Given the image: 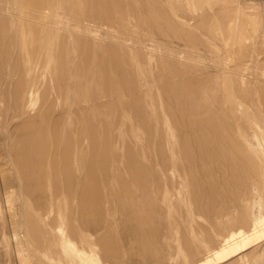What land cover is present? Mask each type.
I'll list each match as a JSON object with an SVG mask.
<instances>
[{
  "label": "rangeland",
  "instance_id": "rangeland-1",
  "mask_svg": "<svg viewBox=\"0 0 264 264\" xmlns=\"http://www.w3.org/2000/svg\"><path fill=\"white\" fill-rule=\"evenodd\" d=\"M34 17H37V19ZM12 20L14 22L17 21V25L13 29L8 26ZM39 20H41V22ZM23 21H25V24ZM30 22H33L32 24L34 26L36 25L35 30L37 33L38 31L45 29L49 34V40L52 43V53L55 59V62L51 64L50 67L46 64V56L44 53L41 54V58L39 55L37 59L36 56L32 54V52L34 53L36 46L34 45V47L31 42H29L26 47V52L31 53L33 64L26 65L25 59L28 57L27 53L25 55L21 54L20 49L14 44L18 32L27 34V28L31 26ZM23 25H25V29L22 28ZM245 31H247V33ZM27 35L31 39V36H29L30 34ZM16 48L17 50H15ZM202 58L203 60H201ZM38 59L40 61L39 64ZM194 60L195 63L197 62V65L195 63L193 64ZM31 67H35L33 68L36 70L33 72V74L36 72L35 78L33 77L34 75L32 76V72H29V68ZM238 68L241 69V73L243 72L242 75H244V77H242L245 80L250 77L247 81H250L251 86L256 87L254 89H257L258 91L257 96L260 98L259 105L264 111V0H0V90H3L4 88L6 89V96L1 98L2 103H0V126L3 128L7 121L10 122L7 130H15L16 132L20 129L24 130L27 116L41 109L43 105L42 100L44 101L45 99L50 98L53 107L52 117L44 120V123H42V120L41 122L39 121L41 124H38L36 127L26 129V133L31 132L30 135L39 132L40 135L46 137L43 142L49 143L46 145V151H44L47 154V157L50 155H53L54 157L55 153L59 154L60 150L62 153L64 151V146H66L65 140L68 139V157L64 163H66V169L68 171L74 172L75 157L81 159L83 154H85L91 159L92 157L94 158L96 155L107 151V147H113V149L118 147L119 153H122L125 156V160L130 161L132 165L130 166V172L141 175L142 173L140 174L139 172L141 171L144 175L145 173L147 174V177L145 176L147 179L150 178V180L148 179L150 183H148L146 189L151 192L148 193L152 195L158 208L162 209V216L159 220L162 229L161 238L163 240L165 239V241H163V243L162 240L155 241L154 239H151L152 242L150 241L152 249L154 251L156 250L153 252H159L157 255L155 254L157 260L155 261V258L153 259L154 264L155 262L158 264V260L159 264H169L170 261V264H192V262L193 264H199L203 260V256L204 261L202 264H212L217 254L223 255L230 248L231 243L234 240L243 237L241 234H234L223 242V245L219 250L215 247L220 246V239H222L221 230L215 228L216 226L212 220L214 219V214L220 207L219 204L221 202L218 201L224 199L233 212L234 209H237V213H240L245 206H251L253 202V192H255L252 188L255 187L257 190L256 192H258L264 202V146L257 149L258 152L255 153L249 148V145L238 133V127L242 126V128L245 127L247 129L248 127H252V122L248 121L251 119L254 120L256 110L253 112L254 110L252 111V108H250L251 112L255 114H252L253 116L251 115L249 118L246 117L242 111L237 112L230 109L231 106L229 103H224L223 100H220L226 98L224 84L221 85L219 89L220 99L214 101L215 103L209 100L208 104L201 99L199 94L196 95V90H193L195 88L197 91L201 90L202 87L199 88V86L202 84L205 85V83L207 84V81L212 77L214 78L216 73L219 74L221 72V75H226L223 76L226 79L229 77L227 73H234ZM219 70L220 72H218ZM71 71L76 74L75 84L76 86L80 85L83 89V94L78 91V99L74 101L75 104L72 106L73 126L74 129L77 130V133H75L74 130L73 132L71 130L69 132L67 129L68 132L63 133L64 135L62 136L60 129L65 124L67 116L65 111L68 110L67 90L70 82L69 74ZM10 72H12L13 75H10ZM80 73L81 79H78L77 74L80 75ZM257 73L259 74L258 76ZM128 75L131 78H129ZM29 76L31 77L30 80L32 82L35 80L33 85L35 89L39 91L38 102L34 105L30 102L27 105L24 115L15 118H13L15 115H11L8 118L7 109L9 106H12L15 95L21 91L23 86L22 83L29 79ZM245 76L249 77L246 78ZM225 79L224 81H226ZM4 81H6V86L3 85ZM51 83L54 85L53 90H51ZM175 85L176 89L173 88ZM171 86H173V90ZM259 87L260 90H258ZM87 92L91 97L89 103H85V93ZM184 92L189 94V96ZM171 94H174L175 98L177 95L176 99L178 101ZM10 97H12V99ZM183 100L184 103H182ZM243 100L245 108L248 109V100ZM175 102L177 103L175 104ZM198 102H200L201 106ZM134 104V108L131 107V105ZM183 104L190 105H186V111ZM205 104H207L208 109H206ZM195 105L197 106V109L195 108ZM45 106L47 107V105ZM203 106L204 109L202 108ZM142 109H144L145 112L142 111ZM179 110L185 114H180ZM198 110L200 111V114L197 113ZM202 114H204V119L200 116ZM131 116L134 118L132 119ZM188 116L191 117L192 120L195 119V121L191 122L192 120H189V122L188 119L190 118ZM199 116L200 119L198 120ZM84 118L87 122L88 129L86 132L87 141L84 145V150L82 151L81 136L83 134L80 133H82L81 128ZM15 119L17 121H15ZM145 119H148L146 124L144 121ZM197 120L200 121L201 124L198 125L199 122L197 123ZM112 121L114 122L112 123ZM204 122L206 125H204ZM206 122H208V125ZM111 123L113 125L112 127ZM193 123L195 130H193ZM133 124H135V126ZM137 124L141 127V130ZM219 124L222 125V127H220ZM130 126H132L133 129ZM147 126L149 127V130L146 129ZM188 126L190 130L188 129ZM206 126L209 127L207 128ZM211 126H215L216 129L212 128L210 131L209 128H211ZM197 127H199L200 130H198ZM203 128H205L211 136H208L207 132L205 133L206 130ZM117 129H119V132L115 135ZM194 131L197 134H193ZM224 131L225 133H223ZM118 134L119 136L126 135V140L123 138L120 140ZM192 135H195L194 138ZM24 136L25 134L21 136L22 140L26 138V136ZM147 136L151 139L148 138V140ZM94 137L95 139H98L95 145L92 140ZM208 137H211L212 140L218 139V142L215 141V143H212L210 141L211 138ZM19 138L20 137H18V139ZM53 138L54 141L51 142ZM197 138L199 142L197 141ZM18 139H16V141H18ZM32 139H30L31 141H22V147L20 145L22 151L25 150V152L33 154L36 151L33 150L34 146L39 150V141ZM193 139L194 141L192 142ZM63 140L65 142H63ZM117 140L119 143L118 145H116ZM206 140H209L208 143ZM200 144H202V147ZM203 146L205 147L203 148ZM150 148H152V150ZM206 148L208 150L205 153L203 151H205ZM215 148L222 151L221 156L217 155L218 151ZM240 148L242 149V152H239ZM154 149H157L158 152ZM186 149L191 151L194 150L191 152ZM166 152L168 156L165 158L168 159V157H170L169 159L171 162L169 159H166V161L162 159ZM235 152L237 154H235ZM229 153L232 154L229 156ZM129 155H131L130 159ZM233 155L235 157H233ZM181 157L183 158V161ZM185 158L189 161L187 162ZM202 159L205 164L202 162ZM215 159H217V161H214ZM49 160L47 161V164L48 162L56 164L57 162H63V157L60 156ZM161 160L164 162L162 161V163ZM206 160L210 162H207ZM158 162H160V164ZM168 162H170V164ZM189 162L190 164H193L191 165L196 168V170L198 169V172L194 168H190L192 166L188 165ZM216 162L219 163L217 164ZM137 164L141 167L139 168ZM162 164L164 165V169H162ZM219 164L221 165V168ZM234 164L243 165V167L246 168L261 167L262 170L257 172L251 171L252 185H250L247 181L248 179L243 177L244 175H239V177L235 176L232 170ZM203 165H209V167L207 168ZM176 166H178L177 168H179L178 170L180 171L177 170ZM199 167L201 169H199ZM222 167L224 170H221ZM143 168H147V171H144L145 169L143 170ZM213 169L216 170L214 171ZM43 170H45L44 173H47L45 167ZM193 170L194 172L196 171V175ZM181 171H183V174H181ZM190 171L192 175L189 174ZM210 171H212V173ZM130 172L128 170V173L124 176L126 180L129 179ZM147 172L151 174V177H148L150 174ZM204 172H207V175ZM226 172L228 175H231L228 177ZM224 175L225 178H223ZM77 176L79 177L81 175L77 174ZM193 178H196L194 181L197 185L194 183ZM214 178L219 179V183ZM46 179L47 178L44 177L42 178L44 183L39 190L40 197L38 198H43V200H41L42 203L48 201V196L53 192L52 187H47ZM205 181L207 183H205ZM211 181L214 183H211ZM232 183L234 186H232ZM1 184L9 191L15 189L14 184L4 179ZM181 185L183 190L181 189ZM196 186L199 188L198 191H196ZM149 188L152 190H149ZM194 188H196V190ZM114 189L116 190V187L112 186V190ZM215 189L217 192L219 191L218 193L221 194L222 197H216L217 194L213 196L214 194H212V190ZM115 190L113 192L115 193L113 197L114 199H112L113 202L117 200ZM195 194H197V196H195ZM209 194H211L210 198L208 196ZM240 195H244L245 198L243 197L244 200L238 202L237 196L239 197ZM173 198L178 202L172 200ZM206 198L208 204L206 203ZM200 199V203L202 204L199 203ZM170 201H172V206L174 205L177 211L171 209L172 206ZM194 201L197 204H195ZM186 202H188V204ZM44 205L45 204L42 206ZM106 208L110 209L112 208V205H106ZM209 210L211 212H209ZM184 214L188 216H185ZM206 214L208 215V218ZM122 215H113V217H111V219L114 220L117 217L118 220H116V222L118 224L116 227L120 225V227L128 226L126 223V220L128 219L127 216L125 214ZM182 215L185 216L184 219ZM166 217H169L168 220L171 221H168ZM90 218H95V216H91ZM120 220H122V222ZM185 220L187 222L189 221L188 224ZM172 221L174 224H172ZM194 222L196 224H194ZM165 225H168L167 230L169 232L164 230ZM199 225H203V228H205L202 229ZM188 226L190 227L188 228ZM209 233L211 234L207 237ZM169 234H171V236ZM185 234L187 235L184 236ZM172 237L174 238L172 239ZM185 237L187 238L185 239ZM93 238L96 239L94 236ZM198 238H200V240ZM208 238L210 239V242ZM166 239H169L168 241L170 244ZM171 239L173 242L170 241ZM127 241H125L126 244L124 242H121L120 244L121 252L117 255V264H128L126 255L130 244H127ZM188 241H190V243ZM156 242L161 245H157ZM182 242L185 243L183 244ZM186 242L189 244L188 248L190 245L192 247H199L197 248V255H193L191 250L188 252L191 247L188 249ZM168 244L171 246H168ZM153 246H156V249ZM160 246H162V248H160ZM22 247L24 249H30L29 243L27 242H24ZM201 249L205 250L203 251ZM248 252L249 251L246 253ZM190 255H193L194 257H190ZM198 256H200V258ZM195 257L201 259L200 262L197 261V258ZM192 258H195L196 261L195 259V262L192 261ZM51 260L52 259H47V263ZM235 261L232 259L222 264H232Z\"/></svg>",
  "mask_w": 264,
  "mask_h": 264
},
{
  "label": "bare ground",
  "instance_id": "bare-ground-1",
  "mask_svg": "<svg viewBox=\"0 0 264 264\" xmlns=\"http://www.w3.org/2000/svg\"><path fill=\"white\" fill-rule=\"evenodd\" d=\"M34 18L37 19V17H34ZM16 20H18V19H16ZM240 20H241V18H240ZM39 21L41 22V20H39ZM16 22H14L12 20V22L10 21L8 26L13 29L17 25ZM23 22L25 24V21H23ZM26 23H27V21H26ZM32 23L30 22L31 26H29L27 28V34H30L29 36H31V39L28 37L27 34H22V32H18L16 34V37L14 36L16 39V41H14V44L16 45V47H18L20 49L21 54L25 55L27 53L28 57H26L27 59H25L26 65H29V64L32 65L33 64L31 53L26 52L27 51L26 47L28 46L29 42H31V44L33 46L34 45L36 46V49H35L34 53L32 52V54L34 56H36V59H37V57L39 55L41 58V54L44 53L46 56V64L48 67H50L51 64H53L55 62V59H54L53 53H52V47H51L52 43L49 40V34H48V32H46L45 29L38 31V33H37L35 30L36 25L34 26ZM38 24H40V23H38ZM41 24H43V23H41ZM43 27H44V25H43ZM255 27H256V25H255ZM22 28L25 29V25H23ZM47 29H48V27H47ZM245 32L247 33V31H245ZM35 35H36V37H35ZM244 39H245V37H244ZM241 45H242V43H241ZM15 50H17V48ZM39 59H38V61H39ZM201 60H203V58ZM36 61H35V63H36ZM127 61H129V60H127ZM198 61H200V60H198ZM39 63H40V61L38 62V64ZM194 63H195V60L193 61V64ZM195 64L197 65V62ZM220 66H221V64H220ZM194 67H196V66H194ZM33 68H35V67L29 68V72H32V76L34 75L33 77L35 78L36 72L34 74H33V72L36 70H34ZM217 68H219V67H217ZM217 68H216V70H217ZM9 69H10V67H9ZM222 69H223V66H222ZM56 70H57V68H56ZM220 70L218 72H220ZM242 73H241V69L238 68L234 73H232V72L227 73L229 77H227L226 79L223 77L226 75H221V72L219 74L216 73L214 78L212 77L211 79H209V81L206 80L207 84L205 83V85L202 84L201 86H199V88L202 87L201 90L197 91L196 88L193 89L194 86L192 89L196 90V92H195V93H197L196 95L199 94L201 99H203V101H206L208 103L209 100L214 102V101H217V99H220L219 89H220V86L224 84L225 85L224 89H225L226 98H224V99L222 98L220 100H223L224 103H226V102L229 103V105L232 107V108L230 107V109H233L237 112L242 111V113L246 117H249V118L252 114H255L253 112H255V110H256V115L254 117V120L251 119L248 121V122H252V127H248V129L245 127L242 128V126L238 127V133L241 137H243L244 141L249 145V148L252 151H254L255 153H257L258 152L257 149L264 146V111L262 110L261 106L259 105L260 98L257 96L258 91H257V89H254L256 87L251 86L250 81H247L250 79V77L247 76V77H249V79H248L245 76L247 78L245 80L243 78L244 75H242ZM10 75H13L12 72H10ZM30 75H31V73H30ZM258 75L259 74L257 73V76ZM77 77H78V79H81V73H80V75L77 74ZM128 77H129V75H128ZM30 78L31 77L29 76V79L25 80V82L22 83L23 86L21 88V91L15 95V99L13 100L12 106H9V108L7 109V117L8 118L11 115H15V116H13V118L24 115L26 112L27 105L30 102L33 105L38 102L39 91L36 90L34 85H33L35 80L32 82L30 80ZM129 78H131V77H129ZM52 79H53V77H52ZM75 79H76V74L73 71H71L69 74V81L70 82H69L68 90H67L68 110L65 111L67 116H66L65 124L60 129L62 136L64 135L63 133L68 132L67 129L69 130V132H70V130L72 132L74 130L75 133H77V130L74 129V126H73L72 106L75 104L74 101H76L78 99V91H80V93H82L83 89L80 87V85L76 86ZM224 79L226 81H224ZM253 83H254V80H253ZM3 85L6 86V81H4ZM51 85H52V83H51ZM197 85H199V84H197ZM172 87L173 86H171V88ZM173 88L176 89V85ZM173 88H172V90H173ZM4 89L0 90V103H2L1 98L3 96H6V89L5 90ZM53 89H54V85L51 86V90H53ZM181 89H183V88H181ZM258 90H260V87ZM181 91H183V90H181ZM185 94H187V93H185ZM171 95L174 96V94H171ZM187 95L189 96V94H187ZM178 97H179V95H178ZM10 98L12 99V97H10ZM174 98H175V96H174ZM176 98H177V95H176ZM191 99H189V100H191ZM243 99L248 100V102H249L248 109L245 108ZM90 100H91V97L88 95V92L85 93V103H89ZM184 100L182 101V103H184ZM42 102H43V105H42L40 110H37L36 112L31 113L27 116V118H26L27 121L25 123V127H24L25 129L24 130L20 129L17 132L15 130L14 131L7 130L9 123H10L7 121L5 122L3 128L0 126V264H108V263L117 264L118 263L117 262V260H118L117 255L120 254V252H121L120 251L121 250L120 244H121V242L125 243V241H127V240L129 241V242L127 241V244L128 243L130 244L129 250H128L127 255H126V260H127L128 264H150V263L152 264V261L154 258H155V261L157 260L155 254L157 255V253H159V252L157 251L156 253H154L156 250L154 251L151 247L152 245H150L151 239H154L155 241L156 240H158V241L162 240V243H163V241H165V239L163 240L161 238V230L162 229H161L160 220H159L160 217L162 216V209L158 208L154 198L150 194L151 192L147 191V189H146L147 188L146 186H148V183H150L148 181V179L150 180V178L147 179L146 178L147 174L145 173V175H144L143 172H141V171H139L140 174L142 173L144 176L142 174L137 175L138 173L135 174L134 172H130V166H132V165H131L130 161L125 160V156L122 153H119L117 146H116L117 147L116 149H113V147L112 148L109 147L110 148L109 149L107 147V151H104V152L100 153L99 155H96V157H94V158L92 157L91 159L88 158V156L85 154H83V157H81V159L75 157L74 172L68 171L66 169V163H64L66 158L68 157V147H69V145L67 144L68 139L65 140L66 146H64V151L62 153L60 150L59 154L55 153L54 157H53V155H50L49 157H47V154L44 151H46V149H47L46 145H48L49 143L43 142V140H45L46 137L43 135H40L39 132L38 133L35 132L34 134H31V135H30L31 132L26 133L27 128L31 129L32 127H36V126H38V124H41V123H39V121L41 122V120H42V123H44L45 122L44 120H47L48 118L52 117V114H53L52 101L50 100V98H48V99H45L44 101L42 100ZM176 103L177 102H175V104ZM187 103H188V101H187ZM180 104H181V102H180ZM198 104L200 105V102H198ZM45 105H47V107ZM142 105H143V103H142ZM186 105H188V104H186ZM186 105H184V109L186 108ZM134 106H135V104L131 105V107H133V108H134ZM188 106H190V105H188ZM188 106H187V108H188ZM31 107H34V106H31ZM145 107H146V105H145ZM205 107H206V109H208L207 104H205ZM195 108L197 109L196 105H195ZM202 108L204 109V106ZM250 108H252V111L253 110L254 111L251 112ZM180 109H181V106H180ZM142 111H144V109H142ZM185 111H186V109H185ZM65 112H63V113H65ZM201 112H202V110H201ZM189 113H188V115H189ZM197 113L200 114V111L198 110ZM180 114H183V113L180 111ZM190 115H191V113H190ZM196 115H198V114H196ZM200 116H202L204 119V114H202ZM200 116H199L198 120L200 119ZM2 117H1V119H2ZM131 118L133 119L134 117L131 116ZM144 118H146V117H144ZM189 118L190 119H188V121L192 120L191 117H189ZM110 120H111V118H110ZM147 120L146 119L144 120L145 124H146ZM198 120H197V123L199 122L198 123V125H199L201 123ZM15 121H17V120L15 119ZM194 121H195V119L192 120L191 122H194ZM216 121H218V120H216ZM113 122L114 121H112V123ZM240 122H241V120H240ZM112 123H111V127L113 126ZM206 123L208 125V122H206ZM141 124H142V122H141ZM143 124H144V122H143ZM133 125L135 126V124H133ZM161 125H163V124H161ZM198 125H196V126H198ZM204 125H206L205 122H204ZM222 125H223V123H222ZM222 125H220V127H222ZM191 126H192V123H191ZM130 127H132V126H130ZM193 127H194V123H193ZM199 127H197L198 130H200ZM206 127L208 128L209 126H206ZM140 128L141 127L139 126V129ZM160 128H159V131H160ZM175 128H177V127H175ZM212 128L216 129L215 126H211V128H209L210 131ZM218 128H219V126H218ZM87 129H88V125H87V122L84 118L82 128H81L82 133H80V134H83L81 136L82 137L81 138L82 139L81 140L82 141V151L84 150L83 148H84V145L87 141V139H86L87 138V135H86ZM132 129H133V127H132ZM146 129L149 130V127L147 126ZM188 129H189V126H188ZM203 129H205V128H203ZM117 130L115 132V135H116V133L119 132V129H117ZM123 130H124V128H123ZM193 130H195V127L193 128ZM198 130H197V132H198ZM78 131L80 132L79 129H78ZM206 132H207V130L205 131V133ZM145 133H146V131H145ZM194 133H196V132L194 131L193 134ZM223 133H225V131ZM24 134H25L26 138H24V140H22L21 136H23ZM207 135L209 136L210 134H208V132H207ZM218 135H219V132H218ZM118 136H119V134H118ZM194 136L192 135L193 138H194ZM198 136H199V132H198ZM212 136H213V134H212ZM18 137H20V138L18 139ZM32 138L35 139L36 141H39V143H38L39 144V150H37L36 146H34L33 150H36L37 152L35 151V153H33V154H29V152H25V150L22 151V149L20 148V145L24 141H29ZM119 138H120V140H121V138L126 140L127 137H126V135L125 136L122 135V136H119ZM148 138L151 139L149 136H147V139ZM208 138H211V137H208ZM220 138H223V137H220ZM16 139H18V141H16ZM92 140H93L94 145H95L97 143L98 139H95V137H94ZM190 140H191V138H190ZM221 140H223V139H221ZM52 141H54V138L51 140V142ZM65 141L63 140V142H65ZM193 141H194V139L192 140V142ZM197 141H198V138H197ZM208 141H207V143H208ZM210 141L212 143H215V141L218 142V139L212 140V138H211ZM114 142H115V140H114ZM223 142H221V143H223ZM29 143H31V142H29ZM200 143H201V141H200ZM203 143H205V142H203ZM207 143H205V144H207ZM118 144L119 143L117 140L116 145H118ZM188 144H190V143H188ZM202 144H200L201 147H202ZM22 145H21V147H22ZM185 145H186V142H185ZM235 145H237V144H235ZM188 146H190V145H188ZM208 146H209V144H208ZM219 146H220V144H219ZM195 147H194V149H195ZM198 147H199V145H198ZM204 147L205 146H203V148ZM243 148H244V146H243ZM150 149L152 150V148H150ZM162 150H163V148H162ZM186 150H188V149H186ZM193 150L192 151L188 150V151L193 152ZM207 150L208 149L206 148V150L203 152L206 153ZM216 150L218 151V152L216 151L217 155L221 156L222 151L218 150V148ZM241 150L242 149L240 148L239 152H242ZM161 151H160V153H161ZM136 152H137V150H136ZM157 152H158V150H157ZM23 153H24V155H23ZM209 153H210V151H209ZM161 154H160V157H161ZM165 154H167V152ZM165 154L163 155L164 158L166 156H168V154L167 155H165ZM189 154H191V153H189ZM231 154L229 153L228 155L230 156ZM235 154H237V153L235 152ZM60 156L63 157V162L62 161L60 163L57 162L56 164H53V163L51 164V162L50 163L48 162V164H47V161L49 159H54V158L60 157ZM157 156H158V153H157ZM181 156H182V154H181ZM130 157H131V155H129V159H130ZM202 157H203V154H202ZM233 157H235V156L233 155ZM164 158H162V159L166 161L167 158H165V159ZM169 158L170 157H168V159ZM188 158H190V157H188ZM196 158H195V160H196ZM231 158H229V159H231ZM181 159L183 161L182 157H181ZM203 159H202V162L204 161ZM226 159H227V157H226ZM142 160H144V159H142ZM163 160H161V162ZM210 160H211V158H210ZM223 160H224V158H223ZM223 160H222V162H223ZM169 161H170V159H169ZM188 161L189 160H187V162ZM214 161H217V159H215ZM235 161H236V159H235ZM139 162H138V164H139ZM170 162H168V163L170 164ZM207 162H210V161H207ZM245 162H246V160H245ZM158 163L160 164V162H158ZM138 164H137V166L140 168L141 166H139V165L141 164V162L139 165ZM191 164L189 162L188 165H191ZM237 164H234L232 167V170H233V173L235 174V176L239 177V175H244L243 177H246L245 179H248L247 181L250 183V185H252L251 184L252 183V172L253 171L254 172L260 171V170H262V168L261 167L246 168V167H243V165L241 166V165H237ZM198 166H199V164H198ZM200 166H201V164H200ZM203 166H205V165H203ZM44 167L46 168L47 173H44V171H45V170H43ZM177 167L178 166H176V168ZM188 167H190V166H188ZM205 167L208 168L209 165H206ZM169 168H170V166H169ZM190 168H194V167L192 166ZM216 168H217V166H216ZM220 168H221V165H220ZM144 169L145 168H143V170ZM146 169L144 171H147ZM162 169H164V165H163ZM178 169L179 168H177V170ZM194 169L196 170V168H194ZM199 169H201V168L199 167ZM128 170L130 172L129 173V179L126 180L124 178V176H125V174L128 173ZM217 170H219V169H217ZM221 170H224L223 167ZM178 171H180V170H178ZM205 171H206V169H205ZM135 172H136V170H135ZM181 172H182L181 174H183V171H181ZM193 172H194V170H193ZM210 172L212 173V171H210ZM220 172H218V173H220ZM85 173H86V175H85ZM77 174H80L81 176L78 177ZM148 174H150V173H148ZM189 174H191V171ZM189 174H187V175H189ZM205 174L207 175V172ZM195 175H196V173H195ZM227 175H228V173H227ZM230 175L231 174H229L228 177ZM43 177L47 178L46 179L47 187L48 188L52 187V191H53L50 193V195L47 198L48 201H46L45 203L41 202V200H43V198H41V199L38 198V197H40L39 196L40 187L44 183L42 180ZM148 177H151V174ZM223 178H225V175ZM3 179L14 184L15 189H13L12 191H9L6 187H4L1 184ZM194 179H196V178H193V181H194ZM214 179H216V178H214ZM220 179H221V177H220ZM208 180H210V179H208ZM216 180L219 183V179H216ZM212 181H211V183H214ZM236 181H237V179H236ZM222 182H221V184H222ZM194 183L196 184L195 181H194ZM205 183H207V182L205 181ZM154 184H155V182H154ZM112 186L116 187V190L115 189L114 190L116 191L117 200L114 202L112 201V199H114L113 197H114L115 193H113L114 190H112ZM209 186H211V185H209ZM232 186H234L233 183H232ZM162 187H163V185H162ZM197 187L198 186H196V188ZM196 188H194V189L196 190ZM150 189L151 188H149V190ZM156 189H157V185H156ZM181 189H182V185H181ZM198 189L199 188H197L196 191H198ZM252 189H253V191L255 190V192H253L254 194L252 196L253 202H252L250 207L245 206L240 213H237V211H236L237 209H234V212H233L231 210V208L228 206V203L224 199L221 198L222 200L218 201V202H221L219 204L220 207L218 206L219 208L216 211V213L214 214V217H213L214 219H212V220L216 226L215 228L216 229L219 228L221 230V232H222L221 238L222 239H220L221 240L220 246H218V247L215 245L214 246L219 250L220 247H222L223 242L225 240L229 239L234 234H241L243 237L234 240L231 243L230 248L223 255L217 254V256L215 257V260L212 264H222V263L228 262L232 259H234V261L236 260L232 264H264V243H263V241H264V202H263L262 197L258 194V192H256L257 191L256 188L253 187ZM205 190H203V191H205ZM220 190H221V188H220ZM259 190H260V188H259ZM178 191H179V189H178ZM222 191H223V189H222ZM148 192H150V193H148ZM208 192H209V190H208ZM212 192H213L212 194H214L213 196H215L217 194L216 197L217 196H219V198L222 197V195L219 194L218 193L219 191L217 192L216 189L212 190ZM197 193H199V192H197ZM233 193H234V191H233ZM239 193H240V190H239ZM243 193H244V191H243ZM202 194H204V193H202ZM230 194H231V192H230ZM210 195L211 194L208 195L209 198H210ZM195 196H197V194H195ZM177 197H179V196H177ZM243 197H244V195L243 196L240 195L239 197L237 196V201L238 202L243 201L245 198V197L244 198ZM172 200H175V199L173 198ZM207 201L208 200L206 198V203H207ZM170 202H171V206H172V201H170ZM175 202H178V201L175 200ZM200 202H201V199H200L199 203ZM186 203L188 204V202H186ZM204 203H205V201H204ZM43 204H45V205L42 206ZM195 204H197V203L195 202ZM200 204H202V203H200ZM200 204H198V205H200ZM106 205L107 206L112 205V208L107 209ZM169 205H170V203H169ZM209 205H208V207H209ZM180 206H181V204H180ZM195 207H196V205H195ZM171 209H173V211H174V209L176 210L174 205L172 206ZM184 209H186V208H184ZM198 210H199V208H198ZM209 212H211V211L209 210ZM196 213H195V215H196ZM122 214H125L127 216L128 219L126 220V223L128 226L120 227L121 226L120 224L122 222V220H120L121 221L119 224L120 226L116 227L118 224L116 222V220H118V219L116 217V219L114 220V219H111V217H113V215H122ZM185 214H187V213H185ZM211 215H212V213H211ZM91 216H95V218H90ZM185 216H188V215H185ZM185 216H183V219ZM206 216L208 218L207 214H206ZM162 218H161V220H162ZM168 218H167V220H168ZM188 219H189V217H188ZM164 221H166V220H164ZM168 221H171V220H168ZM208 221H209V219H208ZM188 222H187V224H188ZM172 224H174V222ZM184 224H185V222H184ZM194 224H196V223L194 222ZM180 225H182V224H180ZM167 226L168 225H165L166 229L164 228V230H166V231H168ZM189 227L190 226H188V228ZM199 227L200 228L202 227V229L205 228V227L203 228V225L202 226L199 225ZM207 232H209V231H207ZM203 233H204V231H203ZM210 234L211 233H209V235H207V237L210 236ZM169 235L171 236V234H169ZM186 235L187 234H185L184 236H186ZM194 235H195V233H194ZM93 236L96 237V239L93 238ZM165 236H167V235H165ZM202 237H204V236H202ZM173 238L174 237H172V239ZM186 238L187 237H185V239ZM200 238H198V239L200 240ZM172 239L170 241H172ZM213 239H215V238H213ZM205 240H206V238H205ZM184 241H186V240H184ZM24 242L29 243L30 249H24L22 247ZM188 242L190 243V241H188ZM209 242H210V239H209ZM195 243H196V241H195ZM169 244H170V242H169ZM169 244H168V246H171ZM153 245H154V243H153ZM157 245H161V244L157 243ZM188 245L189 244L187 243V248H188ZM168 246H167V248H168ZM190 247H189L190 249L188 248L189 249L188 252H190V250H191L193 255H197L196 252H197V248H199V247H197V246L192 247L191 245H190ZM160 248H162V246H160ZM165 250H166V248H165ZM201 250L204 251L205 249H201ZM162 251H163V249H162ZM247 251H249V252L246 253ZM194 253H196V254H194ZM201 253H203V252H201ZM124 254H126V253H124ZM193 255H190V257H192ZM198 255H199V253H198ZM198 257L200 258V256H198ZM195 258H197V257H195ZM199 258H197V261L200 262L201 259H199ZM235 258H238V259H235ZM47 259H52V260L47 263ZM192 259H190V260H192ZM194 259L192 261H194ZM195 261H196V259H195ZM203 261H204V256H203V260L199 264H202ZM161 262H162V260H161ZM168 262H169V260H168ZM170 262H169V264H170ZM153 264H154V261H153ZM155 264H156V262H155ZM158 264H159V260H158ZM166 264H168V263H166ZM192 264H193V262H192Z\"/></svg>",
  "mask_w": 264,
  "mask_h": 264
}]
</instances>
